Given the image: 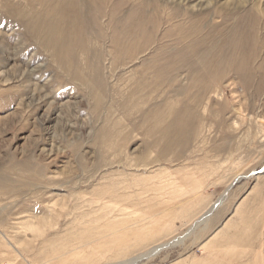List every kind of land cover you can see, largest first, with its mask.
Masks as SVG:
<instances>
[{
	"label": "rangeland",
	"instance_id": "obj_1",
	"mask_svg": "<svg viewBox=\"0 0 264 264\" xmlns=\"http://www.w3.org/2000/svg\"><path fill=\"white\" fill-rule=\"evenodd\" d=\"M72 1L0 0V264H264V0Z\"/></svg>",
	"mask_w": 264,
	"mask_h": 264
},
{
	"label": "bare ground",
	"instance_id": "obj_2",
	"mask_svg": "<svg viewBox=\"0 0 264 264\" xmlns=\"http://www.w3.org/2000/svg\"><path fill=\"white\" fill-rule=\"evenodd\" d=\"M70 2H71V4H73L72 2V0H70ZM70 2H69V4L68 5H70ZM79 3H80V1H79ZM88 5V4H87ZM73 6H75V5H73ZM77 11V10H76ZM77 14H79V13H77ZM130 264V263H129Z\"/></svg>",
	"mask_w": 264,
	"mask_h": 264
},
{
	"label": "water",
	"instance_id": "obj_3",
	"mask_svg": "<svg viewBox=\"0 0 264 264\" xmlns=\"http://www.w3.org/2000/svg\"><path fill=\"white\" fill-rule=\"evenodd\" d=\"M216 206H217V204L214 207H216Z\"/></svg>",
	"mask_w": 264,
	"mask_h": 264
}]
</instances>
